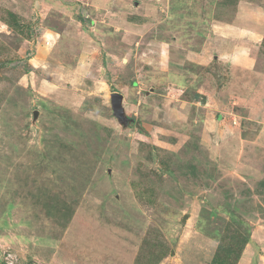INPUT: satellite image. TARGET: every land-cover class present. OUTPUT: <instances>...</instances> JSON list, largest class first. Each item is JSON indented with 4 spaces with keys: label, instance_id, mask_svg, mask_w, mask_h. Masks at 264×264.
Returning <instances> with one entry per match:
<instances>
[{
    "label": "rangeland",
    "instance_id": "rangeland-1",
    "mask_svg": "<svg viewBox=\"0 0 264 264\" xmlns=\"http://www.w3.org/2000/svg\"><path fill=\"white\" fill-rule=\"evenodd\" d=\"M0 264H264V0H0Z\"/></svg>",
    "mask_w": 264,
    "mask_h": 264
},
{
    "label": "water",
    "instance_id": "water-1",
    "mask_svg": "<svg viewBox=\"0 0 264 264\" xmlns=\"http://www.w3.org/2000/svg\"><path fill=\"white\" fill-rule=\"evenodd\" d=\"M110 103H111V108L113 111L114 116L118 119L119 122L124 123L128 121V117L124 113V109L122 107V95L118 92H113L110 94ZM35 115L37 113L35 112Z\"/></svg>",
    "mask_w": 264,
    "mask_h": 264
}]
</instances>
